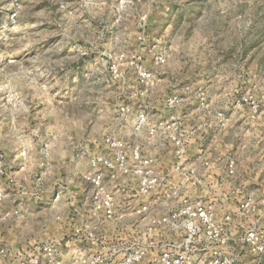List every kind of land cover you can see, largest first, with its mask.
<instances>
[{
	"label": "rangeland",
	"instance_id": "374dc122",
	"mask_svg": "<svg viewBox=\"0 0 264 264\" xmlns=\"http://www.w3.org/2000/svg\"><path fill=\"white\" fill-rule=\"evenodd\" d=\"M263 95L264 0H0V249H9L0 264L67 238L66 222L80 230L92 190L82 175L93 155L111 156L106 136L159 155L167 172L179 160L181 118L215 134L226 124L239 148L259 140L264 167ZM246 187L231 203L234 264H264V251L236 241L255 226L264 242V206L238 210L246 195L263 199L264 184ZM160 193L147 199L155 212ZM128 220L103 222L94 250L130 235Z\"/></svg>",
	"mask_w": 264,
	"mask_h": 264
},
{
	"label": "built area",
	"instance_id": "2783aa9c",
	"mask_svg": "<svg viewBox=\"0 0 264 264\" xmlns=\"http://www.w3.org/2000/svg\"><path fill=\"white\" fill-rule=\"evenodd\" d=\"M140 74L146 75L144 70ZM261 101L264 105V95ZM172 103L173 100L168 99L170 106ZM251 103L255 108L254 100ZM179 124V135L172 136L176 140L175 152L179 160L167 172L158 171L159 155L143 154L138 144H133L127 152L123 140L106 136L104 142L112 151L111 156L93 155L89 159L90 170L82 175L92 190L84 197L87 218L81 221L80 230L67 238L24 249L16 264H234L237 254L233 253L235 247L229 231L232 214L224 213L221 222L217 218L219 210L214 198L205 195L190 197L183 193L184 184L214 197L218 190L208 184L216 162L204 153L187 155L202 124L185 127L184 118ZM224 165L217 179L218 188L235 175L234 158H227ZM175 175L181 184L170 186ZM156 192H161L156 196L155 204L161 210L155 212L148 200ZM136 199L142 201L137 203ZM174 200L176 205H173ZM73 204L71 201L70 205ZM263 206L264 198L256 201L246 195L238 210L243 216L258 215ZM128 219L132 221L126 228L130 235L122 234L101 249L94 250L102 243L99 232L103 222L124 227ZM258 221L256 219L255 224ZM69 238L85 245L66 257L62 254V247L69 248ZM236 241L239 249L248 245L256 254L264 251V242L255 226L245 228ZM8 252L7 248L0 249L2 256Z\"/></svg>",
	"mask_w": 264,
	"mask_h": 264
},
{
	"label": "crops",
	"instance_id": "0c3cea01",
	"mask_svg": "<svg viewBox=\"0 0 264 264\" xmlns=\"http://www.w3.org/2000/svg\"><path fill=\"white\" fill-rule=\"evenodd\" d=\"M203 119L204 116H202V118L201 116H199V121ZM225 128L226 124H223L219 127V129H221L220 133L215 134L213 132V127L210 125L200 127L198 134L192 142L190 150V156H196L197 154L204 153L207 157L216 162V169H214L213 171L212 178L208 180V184L210 188H213L215 190L217 189L218 194L215 197L214 195L212 197V195L208 194L207 197L214 198L215 202L217 203L218 209L220 210L219 213H222V215L226 212L231 213V203L233 200L234 192H243L241 196L243 197L245 194H247V185L264 184V180L261 177V173L263 172L264 167L258 169L259 163L261 162H258V156L256 153V148L258 146L259 140L257 138H251L249 139L248 143L246 142V144H244L242 148H239L240 138L238 136H235L234 133L231 132L232 130H228L226 132L224 130ZM240 150L244 153V156L239 158L238 156L234 155V159L236 161L234 177L231 178L229 182L218 188L217 179L224 170L225 160L231 157L233 153H236ZM253 152L255 153L254 156H251L252 154L249 155ZM198 195L203 196L205 194H201V191L199 190ZM64 224L63 236H72L73 234H75L76 228L70 227V222H66ZM67 245H69V248H64L66 257L70 254V252L83 248V245L85 244L77 243L75 242V239L71 241V239L69 238Z\"/></svg>",
	"mask_w": 264,
	"mask_h": 264
}]
</instances>
